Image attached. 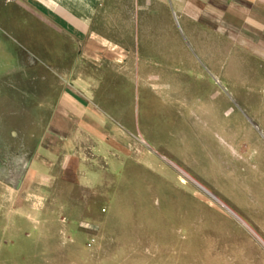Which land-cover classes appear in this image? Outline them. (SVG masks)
<instances>
[{
    "label": "rangeland",
    "instance_id": "rangeland-1",
    "mask_svg": "<svg viewBox=\"0 0 264 264\" xmlns=\"http://www.w3.org/2000/svg\"><path fill=\"white\" fill-rule=\"evenodd\" d=\"M1 1L0 177L27 170L63 74L118 130L73 149L96 184L57 178L23 209L0 191V264H264L193 182L264 243V0H108L78 38Z\"/></svg>",
    "mask_w": 264,
    "mask_h": 264
},
{
    "label": "crops",
    "instance_id": "crops-1",
    "mask_svg": "<svg viewBox=\"0 0 264 264\" xmlns=\"http://www.w3.org/2000/svg\"><path fill=\"white\" fill-rule=\"evenodd\" d=\"M107 2L108 0H2L1 6L13 3L20 5L45 26L65 30L78 38L89 33L99 6ZM86 51L88 50L83 49V56ZM82 62L78 60L75 67ZM113 63L114 61L109 65L111 68H114ZM74 74L69 72L62 75L63 90L53 104L45 133L27 170L0 177V191L11 193L15 204L21 202L20 209L24 205L29 207L33 191H50L57 178L83 186L96 184L101 180V173L90 168L94 163L74 159L73 149L84 147L85 137L91 148L96 147L97 138L100 137L101 141L107 142L106 138L111 136L110 140L113 141L112 136L114 133L117 135L118 126L109 112L95 105L86 87L87 78ZM25 193L28 197L24 204ZM4 204L8 209L14 207L13 201L7 199Z\"/></svg>",
    "mask_w": 264,
    "mask_h": 264
},
{
    "label": "bare ground",
    "instance_id": "bare-ground-1",
    "mask_svg": "<svg viewBox=\"0 0 264 264\" xmlns=\"http://www.w3.org/2000/svg\"><path fill=\"white\" fill-rule=\"evenodd\" d=\"M177 167V166H176ZM181 173L183 174V176L185 178H187L188 180H192L191 176H189L186 172L181 170ZM194 184L205 194H207L209 197H211L215 202H217L219 205H221L228 213H230L233 217H235L238 221H240L244 226H246L250 232L264 245L263 241L260 240V238L255 234V232L252 231V229H250L248 227V225L232 210L230 209L226 204H224L222 201H220L212 192H210L205 186L199 184V182L197 183L196 181H193Z\"/></svg>",
    "mask_w": 264,
    "mask_h": 264
}]
</instances>
